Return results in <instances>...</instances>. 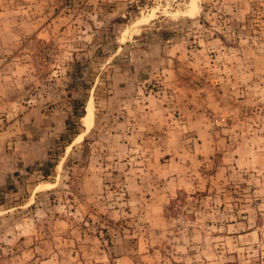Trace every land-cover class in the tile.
<instances>
[{"label": "rangeland", "instance_id": "rangeland-1", "mask_svg": "<svg viewBox=\"0 0 264 264\" xmlns=\"http://www.w3.org/2000/svg\"><path fill=\"white\" fill-rule=\"evenodd\" d=\"M0 264H264V0H0Z\"/></svg>", "mask_w": 264, "mask_h": 264}]
</instances>
